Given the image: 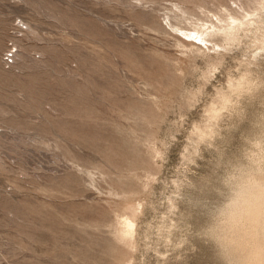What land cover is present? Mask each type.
Wrapping results in <instances>:
<instances>
[{
	"label": "rangeland",
	"instance_id": "1",
	"mask_svg": "<svg viewBox=\"0 0 264 264\" xmlns=\"http://www.w3.org/2000/svg\"><path fill=\"white\" fill-rule=\"evenodd\" d=\"M232 174L264 0H0V264H224Z\"/></svg>",
	"mask_w": 264,
	"mask_h": 264
},
{
	"label": "clouds",
	"instance_id": "2",
	"mask_svg": "<svg viewBox=\"0 0 264 264\" xmlns=\"http://www.w3.org/2000/svg\"><path fill=\"white\" fill-rule=\"evenodd\" d=\"M232 176L224 202L238 206L226 225L224 264H264V178ZM216 223L211 217L209 227Z\"/></svg>",
	"mask_w": 264,
	"mask_h": 264
},
{
	"label": "built area",
	"instance_id": "3",
	"mask_svg": "<svg viewBox=\"0 0 264 264\" xmlns=\"http://www.w3.org/2000/svg\"><path fill=\"white\" fill-rule=\"evenodd\" d=\"M11 55H12V51H10V52H8V53L5 54V57H4V61H5V63L10 62V60H11V58H10Z\"/></svg>",
	"mask_w": 264,
	"mask_h": 264
},
{
	"label": "bare ground",
	"instance_id": "4",
	"mask_svg": "<svg viewBox=\"0 0 264 264\" xmlns=\"http://www.w3.org/2000/svg\"><path fill=\"white\" fill-rule=\"evenodd\" d=\"M257 178H258V177H257ZM237 206H238V205H237V202H236V204L234 205L233 210H232V215L234 214V210L237 208ZM226 235H227V233H226ZM226 235H225V236H226ZM224 238H225V237H224ZM226 238H227V237H226ZM226 238H225V239H226Z\"/></svg>",
	"mask_w": 264,
	"mask_h": 264
}]
</instances>
